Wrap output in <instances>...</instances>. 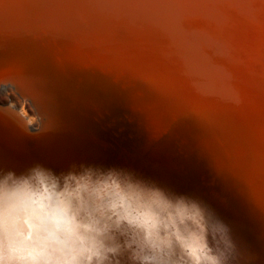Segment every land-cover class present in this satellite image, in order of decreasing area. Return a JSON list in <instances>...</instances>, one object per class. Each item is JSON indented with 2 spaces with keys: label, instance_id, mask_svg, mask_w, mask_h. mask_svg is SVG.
<instances>
[{
  "label": "bare ground",
  "instance_id": "6f19581e",
  "mask_svg": "<svg viewBox=\"0 0 264 264\" xmlns=\"http://www.w3.org/2000/svg\"><path fill=\"white\" fill-rule=\"evenodd\" d=\"M25 35L44 49L99 57L106 47L116 67L147 79L167 112L201 109L233 138H248L255 159L236 165L263 173L264 0H0V82H12L42 121L30 133L15 110L0 107V169L42 164L59 173L79 168L81 147L45 95Z\"/></svg>",
  "mask_w": 264,
  "mask_h": 264
},
{
  "label": "rangeland",
  "instance_id": "374dc122",
  "mask_svg": "<svg viewBox=\"0 0 264 264\" xmlns=\"http://www.w3.org/2000/svg\"><path fill=\"white\" fill-rule=\"evenodd\" d=\"M31 43L26 54L38 66L45 95L65 114V128L78 139L81 165L130 172L200 201L229 226L242 253L234 264H264V168L251 176L236 165L239 157L255 159L248 138H233L201 109L167 112L147 79L127 65L116 67L106 47H99L98 57ZM0 107L15 110L30 132L40 130L37 107L8 81L0 82Z\"/></svg>",
  "mask_w": 264,
  "mask_h": 264
},
{
  "label": "clouds",
  "instance_id": "9594fccd",
  "mask_svg": "<svg viewBox=\"0 0 264 264\" xmlns=\"http://www.w3.org/2000/svg\"><path fill=\"white\" fill-rule=\"evenodd\" d=\"M29 123H33L29 120ZM227 224L130 172L0 169V264H234Z\"/></svg>",
  "mask_w": 264,
  "mask_h": 264
},
{
  "label": "water",
  "instance_id": "95a60500",
  "mask_svg": "<svg viewBox=\"0 0 264 264\" xmlns=\"http://www.w3.org/2000/svg\"><path fill=\"white\" fill-rule=\"evenodd\" d=\"M9 83H11L14 87H15V85L12 83V82H10V81H8ZM16 88V87H15ZM41 129V128H40ZM38 132V131H37ZM37 132H30V133H37Z\"/></svg>",
  "mask_w": 264,
  "mask_h": 264
}]
</instances>
